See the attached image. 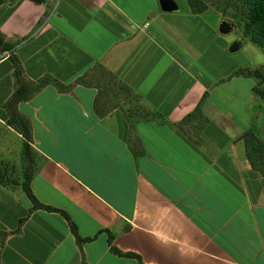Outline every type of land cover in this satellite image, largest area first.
Returning <instances> with one entry per match:
<instances>
[{
    "label": "crops",
    "instance_id": "0c3cea01",
    "mask_svg": "<svg viewBox=\"0 0 264 264\" xmlns=\"http://www.w3.org/2000/svg\"><path fill=\"white\" fill-rule=\"evenodd\" d=\"M176 10L0 1L10 43L0 51V264H264V175L241 138L247 127L263 137L262 109L237 102L232 72L243 67L222 63L201 11ZM9 52L30 84L70 83H44L16 107L29 123L32 193L89 239L76 241L59 211L28 212L22 137L2 105L16 86Z\"/></svg>",
    "mask_w": 264,
    "mask_h": 264
},
{
    "label": "trees",
    "instance_id": "16d2710c",
    "mask_svg": "<svg viewBox=\"0 0 264 264\" xmlns=\"http://www.w3.org/2000/svg\"><path fill=\"white\" fill-rule=\"evenodd\" d=\"M186 1L191 11L193 12L202 11L206 7L205 4L199 2V0ZM233 2V4L235 5V10L237 11L238 19H242L241 34L243 36H246L249 40L257 44L264 50V0H233ZM9 47L10 43L3 39V35L0 32V51L8 50ZM8 58L12 63L16 86L11 94L4 100L2 105L6 113V123L13 127L17 132H19L22 137V155L25 163L22 167L21 180L19 184L31 202L28 208V212L37 207L59 211L65 217L69 229L76 241L79 242L81 240L89 239L90 237H80L78 235L75 224L63 210L40 202L32 193L29 186V179L32 173L33 164L32 152L30 151V146L28 144L30 136L29 123L26 116L20 114L17 111L16 107V104L19 100L27 98L31 94V92L36 90L44 83L50 82L59 90L68 89L70 87V83L62 84L55 78H51L50 76H43L34 84H30L21 73V67L18 58L11 52H9ZM232 73L254 75L259 78L263 76L264 69L258 70L255 68H239ZM252 89H254L253 86ZM197 113L198 104L193 110L185 114L181 121L194 117ZM202 120H204V118ZM241 138L244 144L245 157L248 164L264 175V136L259 137L254 127H247L241 133ZM0 181L3 182L1 177ZM24 217L25 216L19 218L18 222L20 223ZM6 232L7 231H5L4 233ZM110 238L111 233L108 232V242H110ZM110 247L117 254L134 257L138 261V263H141L139 255L135 254L134 252L120 251L112 245Z\"/></svg>",
    "mask_w": 264,
    "mask_h": 264
},
{
    "label": "rangeland",
    "instance_id": "374dc122",
    "mask_svg": "<svg viewBox=\"0 0 264 264\" xmlns=\"http://www.w3.org/2000/svg\"><path fill=\"white\" fill-rule=\"evenodd\" d=\"M177 4V10L175 13H183L188 7V10L191 11L186 0H174ZM199 2L205 4V9L197 15V18L201 20L204 24L212 29L216 40L221 39L223 58L222 63H235L236 68L243 67L249 69H264V50L249 40L246 36L241 34V21L238 19L237 11L235 10V5L233 0H199ZM224 18L229 23L231 27L226 32H220L217 29L219 21ZM208 35V33L206 34ZM233 40H240L241 43L237 49L234 51H228L227 46ZM217 58V57H216ZM229 64H227L228 67ZM231 87L238 90L237 102L240 103H252L256 107H260L261 116L264 118V74L261 77H256L254 75H237L232 80ZM253 85V90H250V86ZM228 91L227 87H222L219 91L221 96L224 98L225 92ZM257 105V106H256ZM257 109V108H256ZM259 125V123H258ZM263 125L261 126V130ZM256 131H259L260 128L254 127ZM262 134V132H261ZM264 136V135H263ZM22 154V152H21ZM25 160L23 158V165Z\"/></svg>",
    "mask_w": 264,
    "mask_h": 264
},
{
    "label": "water",
    "instance_id": "95a60500",
    "mask_svg": "<svg viewBox=\"0 0 264 264\" xmlns=\"http://www.w3.org/2000/svg\"><path fill=\"white\" fill-rule=\"evenodd\" d=\"M158 4L161 10L164 11H170V10H175L177 9V4L174 0H158ZM231 24L222 18L217 26L218 31L220 32H226L230 29ZM241 41L240 40H233L232 42L229 43L227 46L228 51H234L237 49L240 45ZM263 135H264V118H263Z\"/></svg>",
    "mask_w": 264,
    "mask_h": 264
}]
</instances>
